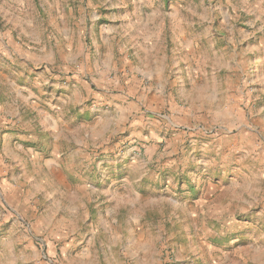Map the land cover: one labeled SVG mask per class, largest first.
<instances>
[{
	"label": "rangeland",
	"instance_id": "obj_1",
	"mask_svg": "<svg viewBox=\"0 0 264 264\" xmlns=\"http://www.w3.org/2000/svg\"><path fill=\"white\" fill-rule=\"evenodd\" d=\"M65 247L264 264V0H0V264Z\"/></svg>",
	"mask_w": 264,
	"mask_h": 264
},
{
	"label": "crops",
	"instance_id": "obj_2",
	"mask_svg": "<svg viewBox=\"0 0 264 264\" xmlns=\"http://www.w3.org/2000/svg\"><path fill=\"white\" fill-rule=\"evenodd\" d=\"M145 74L149 75L150 72L146 71ZM48 164H49V167H51L52 162L50 161V163H48ZM50 201H51V199H50ZM71 210H69L68 207H66V206L59 207L58 211L52 212L54 215H51L50 212L45 211V214H44V213H42L44 211H40V212L38 211L39 213H38L36 220L31 222V229L33 231L37 232V229H39V227L50 228V227H52L51 225H53V223L55 221H60L61 223H63V225H61V226H65L67 222L71 223V222H73L74 218H76L75 214H72V211L74 213L75 210H72V211ZM22 211H23V209H22ZM24 212H26V211H24ZM63 232L65 233L64 229L59 228V230L57 232H55L56 236H53V237L55 239H60L63 236L62 235ZM49 237H51V235L48 234L46 236V239H48ZM37 239H39L43 245H46V246L48 245V250L51 249L49 243H51L52 241H48V242L46 241L45 242V240L43 238H37ZM110 248L111 247L108 245L107 249H110ZM61 254H63L64 260L63 261L61 260L60 264H71L70 259H69L70 257H72L73 259H77L80 256L78 251L74 252V248H68V247L61 248ZM90 254L91 253H89L87 256L89 257ZM105 256L106 255L103 253V258H105ZM49 261H51V259H49ZM49 263H51V262H49Z\"/></svg>",
	"mask_w": 264,
	"mask_h": 264
}]
</instances>
